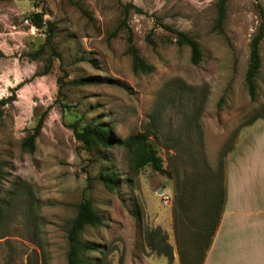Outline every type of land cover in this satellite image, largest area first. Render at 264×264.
Segmentation results:
<instances>
[{"label":"rangeland","instance_id":"rangeland-1","mask_svg":"<svg viewBox=\"0 0 264 264\" xmlns=\"http://www.w3.org/2000/svg\"><path fill=\"white\" fill-rule=\"evenodd\" d=\"M220 5V0H0V264H67L66 229L81 198L102 217L101 225L85 226L79 234L81 242L98 246L83 252L84 258L167 264L148 247L151 232L170 246L171 264H201L202 254L190 240L196 228H173L176 182L196 171H217L221 153L237 135L251 139L242 125L264 121V28L253 100L244 82L264 0H224L218 31ZM32 12L54 25L52 45L60 59L43 44V30L29 24ZM162 25L197 42V64L188 46L177 45ZM128 29L150 73L131 70ZM71 79L87 82L75 85ZM41 116L27 152L22 140ZM88 122L108 125L120 139L148 129L166 173L149 166L134 171L122 146L83 148L71 125L81 129ZM255 135L264 140V128ZM100 173L115 177L117 186L106 188L97 179ZM219 252L217 236L212 254Z\"/></svg>","mask_w":264,"mask_h":264},{"label":"trees","instance_id":"trees-1","mask_svg":"<svg viewBox=\"0 0 264 264\" xmlns=\"http://www.w3.org/2000/svg\"><path fill=\"white\" fill-rule=\"evenodd\" d=\"M223 1L224 0H220L221 5L217 9V17L214 22V27L217 28L218 31H221V24L223 21ZM129 6H131L130 3L125 4L124 9ZM259 14L260 22L257 26L256 33L251 37L249 42L247 64L244 72V82L247 93L252 100L255 97L254 78L259 67L258 43L263 36L264 28V17L261 9ZM28 21L29 24L36 29L43 30L45 34L43 44L47 45L50 48L51 53L60 59L59 53L54 50L52 45L54 25L51 22L44 21L41 12L30 13L28 15ZM162 26L174 35L177 45L188 46L190 61L192 64H197L200 59V51L197 42L181 31L172 29L166 25ZM126 42L125 50L130 55L131 70L133 72L150 73L152 67L137 53L131 40L130 29L127 30ZM42 46L43 45H41L38 50H41ZM58 80L60 82V79ZM69 82L75 85H82L85 84L87 80L71 79ZM61 84H63V82H61ZM2 102L3 101H0V103ZM257 117L258 115H255L252 120ZM187 122H189V119ZM251 122L248 121L242 126L248 125ZM41 124L42 116L36 121L32 132L22 140L21 146L27 152L33 150L34 138L38 134ZM71 130L74 139L80 142L81 146L87 150L95 146H122L127 149L129 153L130 167L134 171L144 166H149L155 171L166 173L165 169L161 166V158L157 154L156 148L149 138L150 132L148 129L129 134L122 139L116 137L109 126L102 123L88 122L81 129H77L76 125L72 124ZM233 143L221 153L222 164L221 162L219 163L217 171L212 170L208 172L209 170H204V173H197L198 171H196L191 174L192 177H186L183 175L181 179L176 182V192L173 197L171 208L173 228L175 231L179 228L180 230H190L193 228L191 227L192 225L194 226V229L196 228L190 233V240L196 251L199 254H202L200 262H202L204 254L210 245L212 236L218 225L225 194L223 159L225 154L232 148ZM97 179L108 189L117 186V181L112 175L100 173ZM101 223L102 217L93 209L90 200L87 198H81L76 204L75 214L70 219L66 229V240L68 244V250L66 253L67 264H101L100 260L97 258L86 259L82 255L83 252L96 251L98 248L97 244L92 242H81L79 240V234L85 226L96 227L101 225ZM147 237V245L150 250L155 251L158 255L161 254L166 258L167 264H171L172 254L170 246L165 242L163 243L161 237L158 241L156 236L151 232L147 234Z\"/></svg>","mask_w":264,"mask_h":264},{"label":"crops","instance_id":"crops-1","mask_svg":"<svg viewBox=\"0 0 264 264\" xmlns=\"http://www.w3.org/2000/svg\"><path fill=\"white\" fill-rule=\"evenodd\" d=\"M258 120L246 127L251 139L237 135L224 156V200L201 264H264V140L255 135L264 121ZM217 236L218 257L212 254Z\"/></svg>","mask_w":264,"mask_h":264},{"label":"built area","instance_id":"built-area-1","mask_svg":"<svg viewBox=\"0 0 264 264\" xmlns=\"http://www.w3.org/2000/svg\"><path fill=\"white\" fill-rule=\"evenodd\" d=\"M24 22L27 23V19H24Z\"/></svg>","mask_w":264,"mask_h":264}]
</instances>
